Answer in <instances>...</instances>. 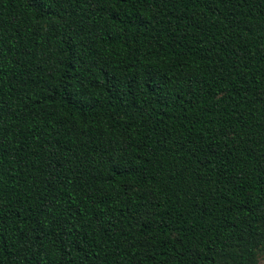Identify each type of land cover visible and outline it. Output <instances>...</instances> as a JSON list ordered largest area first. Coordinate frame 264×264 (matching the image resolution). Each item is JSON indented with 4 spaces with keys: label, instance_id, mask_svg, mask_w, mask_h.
<instances>
[{
    "label": "trees",
    "instance_id": "trees-1",
    "mask_svg": "<svg viewBox=\"0 0 264 264\" xmlns=\"http://www.w3.org/2000/svg\"><path fill=\"white\" fill-rule=\"evenodd\" d=\"M264 0H0V264H258Z\"/></svg>",
    "mask_w": 264,
    "mask_h": 264
},
{
    "label": "rangeland",
    "instance_id": "rangeland-1",
    "mask_svg": "<svg viewBox=\"0 0 264 264\" xmlns=\"http://www.w3.org/2000/svg\"><path fill=\"white\" fill-rule=\"evenodd\" d=\"M258 264H264V253L258 255Z\"/></svg>",
    "mask_w": 264,
    "mask_h": 264
}]
</instances>
